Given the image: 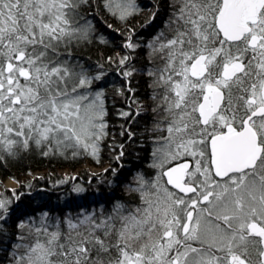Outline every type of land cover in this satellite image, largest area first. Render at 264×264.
I'll return each mask as SVG.
<instances>
[{"label":"snow or ice","instance_id":"snow-or-ice-1","mask_svg":"<svg viewBox=\"0 0 264 264\" xmlns=\"http://www.w3.org/2000/svg\"><path fill=\"white\" fill-rule=\"evenodd\" d=\"M29 157L102 170L0 192L7 264H264V0H0V168Z\"/></svg>","mask_w":264,"mask_h":264},{"label":"trees","instance_id":"trees-1","mask_svg":"<svg viewBox=\"0 0 264 264\" xmlns=\"http://www.w3.org/2000/svg\"><path fill=\"white\" fill-rule=\"evenodd\" d=\"M140 3L142 5L150 6L151 0H140ZM109 105L111 106V102H109ZM119 107L120 105H117V108ZM125 110H128L126 106ZM109 121L111 132L118 133L120 124L123 123V120L119 116L112 115L110 116ZM128 123L131 126V130L136 132L142 130L141 127L134 122L129 121ZM142 123L143 122L141 121V125ZM110 142L111 137L109 138V143ZM106 153L107 149H105V154ZM141 155H143V153H141ZM136 162L138 163V161ZM93 167L98 169L101 168V166L92 163L90 160L76 163L74 161H50L46 158L29 157L20 162L10 164L6 169L0 168V187L6 180L10 179V177H14V181L20 182L17 189L20 188L21 184L27 185L31 182V188L26 186L23 189V191L30 197V200L25 199L24 204L26 206L30 204L31 208H39L43 203L56 204L57 197L60 198V203L68 198L69 193L66 189L69 185L61 186L58 183H54L61 178L67 180L71 177V183H76L78 181L86 187L87 185L85 182L90 179L86 173L90 172ZM64 171H67L69 175L65 176ZM38 173H41L42 175L36 176ZM74 174L77 175L75 176ZM31 176H33V178ZM5 189H2L1 192H4ZM27 210L30 211L31 209ZM7 254L8 253L5 251H0V264H7Z\"/></svg>","mask_w":264,"mask_h":264},{"label":"rangeland","instance_id":"rangeland-1","mask_svg":"<svg viewBox=\"0 0 264 264\" xmlns=\"http://www.w3.org/2000/svg\"><path fill=\"white\" fill-rule=\"evenodd\" d=\"M86 168H88V167H86ZM89 169V168H88ZM102 169V168H101ZM101 171V170H99V169H97V168H91V170H90V172H95V171ZM41 176L42 174L41 173H38V174H36V176ZM64 175L65 176H68L69 174H68V172L67 171H64ZM32 178H33V176H31ZM19 187V183H16V181H14V180H12V179H8V180H6L3 184H2V186L0 187V192L2 191V189H5V188H7V189H17Z\"/></svg>","mask_w":264,"mask_h":264},{"label":"bare ground","instance_id":"bare-ground-1","mask_svg":"<svg viewBox=\"0 0 264 264\" xmlns=\"http://www.w3.org/2000/svg\"><path fill=\"white\" fill-rule=\"evenodd\" d=\"M98 169V168H97ZM99 170H102L101 168H99ZM98 171V170H97ZM96 172V171H95ZM75 176L77 175V174H74Z\"/></svg>","mask_w":264,"mask_h":264}]
</instances>
